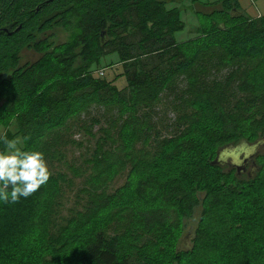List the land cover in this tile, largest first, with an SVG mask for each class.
<instances>
[{
    "label": "trees",
    "instance_id": "16d2710c",
    "mask_svg": "<svg viewBox=\"0 0 264 264\" xmlns=\"http://www.w3.org/2000/svg\"><path fill=\"white\" fill-rule=\"evenodd\" d=\"M232 2L227 0L220 13L229 15L230 25L178 42L175 34L185 24L180 11L168 9L165 0H0V27L13 21L22 25L14 35L0 31V127L15 122L20 135L29 137V149L38 146L37 129L61 127L46 135L42 144L62 153L82 144L71 141L70 130L79 122L76 118L85 114L91 136L88 149L93 151L89 161L94 167L113 165L120 151L134 164L130 181L114 194L92 192L79 213L78 229L105 219V226L97 224L83 238L75 229L70 231L67 238L84 244L79 264H161L155 249L167 245L162 232L170 226L169 204L184 218L193 217L200 205L203 212L198 226L189 231L190 245L176 246L170 228L173 252L167 253V264L209 260V264H264V190L252 192L248 206L237 200H246L248 191L262 179L264 152L256 159L260 170L252 178L239 174L237 168L212 165L221 147L252 143L264 136V92L257 89L251 69L243 63L264 52V46H259L264 44V15L233 17L232 11L241 9ZM39 3L44 4L40 9ZM42 13L47 20L38 29ZM55 22L68 29L75 24L72 43L53 48L48 40L39 41L37 32ZM25 47H36L43 55L21 65ZM114 53L127 79L122 89L102 77L104 72L96 76L93 69ZM202 103L217 115L215 127L200 123L208 143L190 137L189 128L179 130L184 118L190 122L187 110ZM163 105L178 116L172 138L155 133L156 110ZM116 111L119 116L113 115ZM66 117L73 120L68 123ZM115 128L117 138L112 136ZM57 134L61 139L55 143ZM137 138V143H143L141 155L131 157ZM184 158L188 161L182 166ZM210 175L216 184H209ZM65 178L59 174L49 181L55 187ZM196 189L206 191V198L195 197ZM34 196L37 203L43 201L38 192ZM127 200L137 201L139 207L131 212ZM254 211L259 219L251 217ZM217 223L224 225L226 233L219 231L211 246L206 243L212 240L210 230ZM225 235L230 236L228 241L217 242ZM125 237L132 242L123 248ZM6 251L0 245V264H24L16 252Z\"/></svg>",
    "mask_w": 264,
    "mask_h": 264
},
{
    "label": "rangeland",
    "instance_id": "374dc122",
    "mask_svg": "<svg viewBox=\"0 0 264 264\" xmlns=\"http://www.w3.org/2000/svg\"><path fill=\"white\" fill-rule=\"evenodd\" d=\"M165 1L169 8H179L181 19L185 24V28L175 34L178 42H185L197 38L199 35H202L200 32H203V35H205L204 32L210 31L214 27H222L224 24L230 25L232 23L230 22L231 19L228 14L219 13L218 8H221L219 3H214L212 5H210V3L209 6H206L202 3H207L208 0ZM239 1L245 16L257 17L258 14H264V0ZM195 3L197 5H195ZM240 17L243 18V16ZM55 31L56 38L53 37V39L57 44L61 45L74 41L75 24L72 25L71 29L60 26ZM259 46H264V44H260ZM191 47L193 48V46ZM42 55L43 52L39 53L33 49L25 48L20 54V64L34 63L39 60ZM243 63L247 68L251 69L253 74L252 79L255 81L257 89L264 92V52L256 57L248 58V60ZM93 69H95L94 73L96 76H99L100 71L105 72L102 77H107L106 79L113 81L120 89L127 86V79L125 78L123 66L118 54L114 53L102 58L100 63L95 65ZM1 103L2 102H0V105ZM93 110L95 112L96 107ZM156 112L159 113V116L154 119V123L159 127L155 133L157 134V132H159L162 138H172V133L178 130L176 127L177 114L168 105L160 106ZM192 113L194 115H192ZM225 113L227 112L225 111ZM113 115L119 116V113L116 111L113 112ZM188 115L190 122L189 120L187 121V118H184V121H181L182 123L179 130L185 131L189 128L192 133L190 137H199L204 142L208 143L209 141L205 139L202 134L205 129L201 124L205 121L208 123V126H217V115L214 114L205 103L195 104L193 109L189 108L187 110V116ZM76 119H78L79 122H75V125L70 130V138L71 141L82 142V144L77 147L70 146L67 150H63L62 153L53 145L42 144L46 135L61 127L58 129L36 130L38 146L33 149H38L45 153L51 170L50 178H57L59 174L64 175L66 178L62 179L55 187L52 186L50 181L42 186L37 191L38 195L43 200L42 202L39 201L37 203L34 196V194L37 195L36 192L27 199L22 198L21 201L15 205H0V245L7 251L9 249L16 252L18 258L24 260V264H79L78 258L84 244L72 240V237L67 238L70 231L75 229L74 233L83 238V236H87L88 233L91 234L98 227L97 224L105 226L103 224L105 219H101V223H95L94 221L89 227L78 229V224L80 222H78L80 219L79 213L84 211V206H86L90 199L89 195L94 191H98L99 194L103 192L114 194L117 189H121L132 179L131 173L134 169L132 168L134 164L131 163V160L125 156V154L121 153V151L119 152V157L115 158V163L113 162V165L103 164L97 169L94 167L93 163L89 161V156L92 157L91 154L93 152L88 149V142L91 140V136L88 133L89 123L86 121L89 122V120L85 114L79 115ZM72 120L73 117L67 118L68 123ZM31 127L33 126L31 125ZM246 127H250L251 129V124H247ZM98 130L99 127L96 126L94 132L97 133ZM112 132V136L114 137L116 135L117 138V129L115 128ZM5 133L9 138H13L15 134L22 137L15 122L11 124V127L4 124L0 127V135ZM60 139L61 134H57L55 136V143L59 142ZM138 141L137 138L133 149L130 151L131 157H140L141 155L139 150H141L143 143H137ZM30 142L34 143L33 141ZM94 142L93 140V143ZM244 145L246 144L242 143L240 146ZM30 148L32 149V147ZM259 150L264 152V144L260 146ZM209 155L210 152L208 156ZM243 155H241V158ZM215 157L216 155L213 156V159H215ZM187 161L188 158H184L180 161V165L185 166V162ZM260 162H264V159L260 158ZM216 176L220 178V175L216 174ZM262 176V179L253 186V189L248 191L246 200L237 198L238 202H242L248 206L249 204L246 203L253 201L254 193L252 192L264 190V175ZM183 177L185 178L184 175ZM212 180L213 176L210 175L207 177L209 184H216V182ZM95 188L96 190H94ZM88 191H90L89 194ZM221 192L225 194L224 191ZM198 196L202 200L205 199L206 191L196 189L195 197ZM125 203L124 204L128 205L132 210L125 208L127 211L133 212L139 207L137 201L127 200ZM130 203H133V205ZM169 205L170 206L166 209H168L171 214L170 226L167 230L162 232V236L165 237L167 245H163L164 247L158 246L157 249H155L157 257L162 260L161 264H167L166 261L169 258L167 253L173 252L170 228L173 240L176 238V246H183L182 244L185 243L186 245H190L191 235L189 231L191 227L198 226L203 212V208L200 205L196 208L193 217L184 218L177 214L174 205ZM106 215L107 212L104 213L103 216ZM251 217L259 219L257 211H254ZM115 222L116 221H114V223ZM210 231L212 232V240H209L206 244L211 246L215 244L213 237H215V239L218 238L217 234L219 231H222L223 234L226 233L225 227L221 223H217V226ZM182 234L184 238L181 237ZM229 237V235L220 237L217 242L224 243L229 240ZM129 242L132 241L125 237L123 239V248L128 246ZM243 250L245 249H242L241 252H244ZM7 251L5 253H7ZM202 251L204 250L199 249V252ZM202 260L199 262L201 263ZM210 262L209 260L204 264H209Z\"/></svg>",
    "mask_w": 264,
    "mask_h": 264
},
{
    "label": "clouds",
    "instance_id": "9594fccd",
    "mask_svg": "<svg viewBox=\"0 0 264 264\" xmlns=\"http://www.w3.org/2000/svg\"><path fill=\"white\" fill-rule=\"evenodd\" d=\"M29 137L0 135V205H15L46 185L51 176L45 153L29 149Z\"/></svg>",
    "mask_w": 264,
    "mask_h": 264
},
{
    "label": "water",
    "instance_id": "95a60500",
    "mask_svg": "<svg viewBox=\"0 0 264 264\" xmlns=\"http://www.w3.org/2000/svg\"><path fill=\"white\" fill-rule=\"evenodd\" d=\"M240 14H244V13L242 11H238V9L232 12L233 17L240 16ZM4 30L6 31L8 29L6 28ZM105 36H106V32L104 31L102 34V43L106 42ZM240 145H236V146L226 145L221 147L217 152L216 158L212 161V165L215 166L229 165L232 168H237L238 173L242 174L244 172H247L248 165L252 161L253 165H252V169L249 171V176L251 178L255 177L256 173L260 170V166H258L256 162V156H259L257 151L260 148L259 146L260 144L259 142H257L253 146H248L247 144L244 146H240ZM241 155H243L242 158Z\"/></svg>",
    "mask_w": 264,
    "mask_h": 264
},
{
    "label": "flooded vegetation",
    "instance_id": "af4514ba",
    "mask_svg": "<svg viewBox=\"0 0 264 264\" xmlns=\"http://www.w3.org/2000/svg\"><path fill=\"white\" fill-rule=\"evenodd\" d=\"M44 3V2H43ZM40 4V3H39ZM44 4H40V6H39V9L43 6ZM43 11V10H42ZM224 11V10H223ZM40 13H41V11H40ZM46 18H45V16H44V13H42V15H40V18H39V24H38V29L39 28H41L42 26H43V24L46 22ZM15 23H16V21H13V22H10L9 23V25L8 24H6V25H4V26H2V27H0V31H4L5 33H8V34H10V35H14L15 34V32L16 31H19L21 28H22V25H15ZM59 26L57 25V23L55 22V23H53V27L52 28H46V29H41L40 31H41V33L40 32H37V34L38 35H40V39L41 40H39V41H44V40H48V42H49V44H54L53 45V48L54 47H57L59 44H57L55 41H54V39H53V37L54 38H56V29L58 28ZM8 29V30H4V29ZM106 36H107V33H106ZM106 36H105V39H106ZM36 43H39V42H37L36 41ZM25 48H29V49H33V50H35L36 52H39V53H41L36 47H25ZM25 48H23V49H25ZM257 142H259V146H262L263 144H264V136H262L260 139H258L257 141H255V142H252V143H246L248 146H253L255 143H257ZM236 146V145H235ZM258 152V154L259 155H261L263 152L261 151V150H258L257 151ZM259 156H256V159L258 160L259 158H258ZM252 165H253V162L251 161L250 163H249V165H248V168H247V172H245V173H247V174H249V171L252 169Z\"/></svg>",
    "mask_w": 264,
    "mask_h": 264
},
{
    "label": "crops",
    "instance_id": "0c3cea01",
    "mask_svg": "<svg viewBox=\"0 0 264 264\" xmlns=\"http://www.w3.org/2000/svg\"><path fill=\"white\" fill-rule=\"evenodd\" d=\"M227 0H208V2L207 3H202L203 5H206V6H209V4L210 5H212V4H216V3H219V5H221V8H218V10H219V13H222L223 12V10H225L224 9V6H225V2H226ZM231 1H233L231 4L232 5H234L235 6V4L237 3V5H238V7L242 10V6H241V3H240V1L239 0H231ZM195 5H197L196 3H195ZM198 6H200V5H198ZM167 8L168 9H171V8H169L168 7V5H167ZM177 9H179V8H177ZM210 9H212V8H210ZM212 10H214V9H212ZM260 15L261 14H258V16L257 17H260ZM264 14H262L261 16H263Z\"/></svg>",
    "mask_w": 264,
    "mask_h": 264
},
{
    "label": "bare ground",
    "instance_id": "6f19581e",
    "mask_svg": "<svg viewBox=\"0 0 264 264\" xmlns=\"http://www.w3.org/2000/svg\"><path fill=\"white\" fill-rule=\"evenodd\" d=\"M236 9H237V8H236ZM236 9H234V10H236ZM234 10H233V11H234ZM233 11H232V12H233ZM238 11H242V10H239V9H238ZM235 12H237V11H235ZM236 14H237V13H236ZM240 15H242V14H240ZM226 166H229V165H226ZM226 166H225V167H226Z\"/></svg>",
    "mask_w": 264,
    "mask_h": 264
},
{
    "label": "built area",
    "instance_id": "2783aa9c",
    "mask_svg": "<svg viewBox=\"0 0 264 264\" xmlns=\"http://www.w3.org/2000/svg\"><path fill=\"white\" fill-rule=\"evenodd\" d=\"M100 72H101V71H100ZM104 73H105V72H104ZM104 73H103V74H104ZM103 74H102V75H103Z\"/></svg>",
    "mask_w": 264,
    "mask_h": 264
}]
</instances>
